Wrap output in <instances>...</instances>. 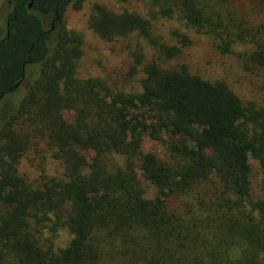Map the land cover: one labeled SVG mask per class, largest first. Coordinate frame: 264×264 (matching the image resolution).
I'll return each mask as SVG.
<instances>
[{
    "label": "trees",
    "instance_id": "trees-1",
    "mask_svg": "<svg viewBox=\"0 0 264 264\" xmlns=\"http://www.w3.org/2000/svg\"><path fill=\"white\" fill-rule=\"evenodd\" d=\"M87 1L12 0L0 38V264H264V107L172 64L187 36L168 45L153 24L175 18L222 55L248 46L264 69V0H138L147 18L94 4L86 22L100 40L153 51L133 50L141 80L129 93L76 76L84 37L64 19ZM27 159L35 177L19 171Z\"/></svg>",
    "mask_w": 264,
    "mask_h": 264
},
{
    "label": "rangeland",
    "instance_id": "rangeland-1",
    "mask_svg": "<svg viewBox=\"0 0 264 264\" xmlns=\"http://www.w3.org/2000/svg\"><path fill=\"white\" fill-rule=\"evenodd\" d=\"M10 3V4H8ZM94 4L104 5L108 9L120 13L124 10L139 13L147 18L149 9L146 3L138 0H88L79 12L68 9L65 14L64 26L68 31L76 32L84 37L82 56L78 61L76 76L80 80L99 79L104 81L114 90L124 92H138L140 90V73L130 75L132 66V52L139 45L144 49L146 57L153 54L149 45L140 39L131 38L130 44L125 45L118 41L106 43L100 40L87 26V17ZM12 8V0H0V38L6 34L5 24ZM154 35L171 46L180 47L178 35H185L189 44L182 49L181 55L172 61L174 65L184 64L191 74L197 75L209 82H224L246 104L252 102L259 107H264V69L252 65L247 55L248 46L238 45L229 55H222L216 51L208 37L186 30L175 18L161 19L154 23ZM37 70L31 69L27 73V79L36 77ZM24 83L23 87L26 86ZM145 149L160 153L162 151L159 142L146 140ZM36 161L38 159L36 158ZM251 166L252 198L259 197V183L261 172L256 162L249 161ZM47 172L52 176H61L62 170L55 163L48 160ZM21 174L30 177L37 175L29 160L22 161L19 169ZM145 190V197L153 199L155 190L141 179ZM70 236L63 231L59 234L56 246H64Z\"/></svg>",
    "mask_w": 264,
    "mask_h": 264
},
{
    "label": "flooded vegetation",
    "instance_id": "flooded-vegetation-1",
    "mask_svg": "<svg viewBox=\"0 0 264 264\" xmlns=\"http://www.w3.org/2000/svg\"><path fill=\"white\" fill-rule=\"evenodd\" d=\"M10 4V3H8ZM28 8L30 9L31 7L28 6ZM8 26V23L6 22L5 26ZM50 27H51V31H54V25H53V22L50 23Z\"/></svg>",
    "mask_w": 264,
    "mask_h": 264
},
{
    "label": "water",
    "instance_id": "water-1",
    "mask_svg": "<svg viewBox=\"0 0 264 264\" xmlns=\"http://www.w3.org/2000/svg\"><path fill=\"white\" fill-rule=\"evenodd\" d=\"M29 7H31V3L29 4ZM20 84H17L13 89L10 90V93H12L14 90H16Z\"/></svg>",
    "mask_w": 264,
    "mask_h": 264
}]
</instances>
